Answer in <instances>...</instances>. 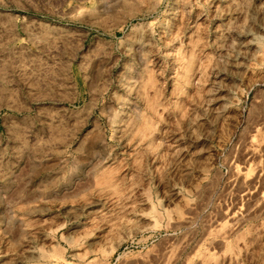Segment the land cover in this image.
Returning <instances> with one entry per match:
<instances>
[{
  "label": "rangeland",
  "instance_id": "rangeland-1",
  "mask_svg": "<svg viewBox=\"0 0 264 264\" xmlns=\"http://www.w3.org/2000/svg\"><path fill=\"white\" fill-rule=\"evenodd\" d=\"M0 264H264V0H0Z\"/></svg>",
  "mask_w": 264,
  "mask_h": 264
}]
</instances>
